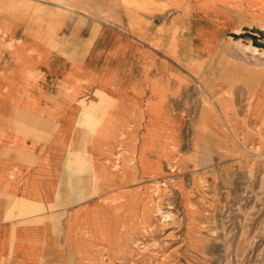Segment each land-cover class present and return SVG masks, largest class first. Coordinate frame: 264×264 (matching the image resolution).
I'll use <instances>...</instances> for the list:
<instances>
[{
    "label": "crops",
    "instance_id": "obj_1",
    "mask_svg": "<svg viewBox=\"0 0 264 264\" xmlns=\"http://www.w3.org/2000/svg\"><path fill=\"white\" fill-rule=\"evenodd\" d=\"M124 2L135 8L136 25L154 18L148 9L168 4ZM14 6L0 0V264L109 260L111 227L142 226V203L172 171L185 140L222 146L224 93L238 114L242 98L248 113L258 77L234 71L224 84L222 59L193 57L190 33L173 20L119 32L113 46L125 55L118 62L108 48L94 66L47 70L45 60H36L44 42L34 53L30 44L18 57L42 65L25 69L23 89H15L14 53L23 44L1 33ZM176 40L180 56L158 51ZM53 73L70 83L48 88Z\"/></svg>",
    "mask_w": 264,
    "mask_h": 264
},
{
    "label": "rangeland",
    "instance_id": "obj_2",
    "mask_svg": "<svg viewBox=\"0 0 264 264\" xmlns=\"http://www.w3.org/2000/svg\"><path fill=\"white\" fill-rule=\"evenodd\" d=\"M165 1L167 7L159 3V9H148L153 19L136 25L135 8L124 0H14L10 27L1 30L5 38L23 44L14 53L13 85L23 89L18 84L23 71L42 65L18 57L30 44L34 53L35 44L44 42L36 60H45L47 70L94 66L108 48L118 62L125 55L113 46L119 32L129 33L135 26L160 29L173 20L175 28L190 33L186 42L193 57L222 59L224 84L234 71L258 77L248 113L242 110V98L238 114L230 92L224 93L222 146L185 140L172 171L154 182L153 195L143 201L142 226H112L111 258L95 264H264V0ZM1 22L6 25L5 19ZM164 46L158 51L169 58L172 49L175 57L184 51L176 49L177 40ZM62 77L48 74L47 87L70 83ZM25 88L34 90V85ZM162 214L169 215L167 220L162 221Z\"/></svg>",
    "mask_w": 264,
    "mask_h": 264
},
{
    "label": "bare ground",
    "instance_id": "obj_3",
    "mask_svg": "<svg viewBox=\"0 0 264 264\" xmlns=\"http://www.w3.org/2000/svg\"><path fill=\"white\" fill-rule=\"evenodd\" d=\"M255 27V26H254ZM259 28V27H258ZM257 135V134H256ZM250 169H252L251 167H250ZM249 169V170H250ZM264 169V168H263ZM252 170H250L249 172H251ZM248 172V171H247ZM264 172V171H263ZM250 176V175H249ZM262 176H264V175H262ZM264 181V180H263ZM167 214H169V212L167 213ZM162 217H161V219L163 218V220L162 221H164V220H167V219H165V218H168V217H166V216H169V215H165V214H162L161 215ZM171 216V215H170ZM165 237V236H164ZM137 240V239H136ZM133 241V240H132ZM138 241V240H137ZM140 241V240H139ZM136 241H135V239H134V241L131 243L133 246H135L136 245V243H135ZM141 242V241H140ZM143 244V243H142ZM139 246V245H138ZM131 252V251H130ZM156 252V251H155ZM134 260V259H133ZM137 260V259H136ZM123 264V263H122Z\"/></svg>",
    "mask_w": 264,
    "mask_h": 264
}]
</instances>
